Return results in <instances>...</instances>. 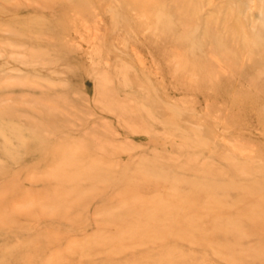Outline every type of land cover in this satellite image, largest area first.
<instances>
[{"label":"rangeland","instance_id":"rangeland-1","mask_svg":"<svg viewBox=\"0 0 264 264\" xmlns=\"http://www.w3.org/2000/svg\"><path fill=\"white\" fill-rule=\"evenodd\" d=\"M0 264H264V0H0Z\"/></svg>","mask_w":264,"mask_h":264}]
</instances>
